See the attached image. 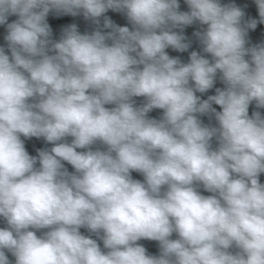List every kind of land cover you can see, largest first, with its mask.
I'll return each mask as SVG.
<instances>
[{"label":"clouds","instance_id":"clouds-1","mask_svg":"<svg viewBox=\"0 0 264 264\" xmlns=\"http://www.w3.org/2000/svg\"><path fill=\"white\" fill-rule=\"evenodd\" d=\"M254 2L259 20L221 0H185L188 11L179 0H0V264L5 250L15 264H264V115H249L253 102L264 109V43L247 39L264 0ZM50 12L97 28L67 25L53 40ZM197 22L211 60L170 56L190 48L183 29ZM218 73L224 87L201 99ZM208 114L218 127L199 119ZM21 137L53 146L32 156ZM82 227L102 232L107 251Z\"/></svg>","mask_w":264,"mask_h":264}]
</instances>
